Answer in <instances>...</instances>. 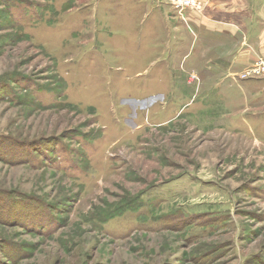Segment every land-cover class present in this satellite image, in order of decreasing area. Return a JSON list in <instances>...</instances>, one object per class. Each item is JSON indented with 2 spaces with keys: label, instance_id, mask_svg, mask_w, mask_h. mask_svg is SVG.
<instances>
[{
  "label": "rangeland",
  "instance_id": "obj_1",
  "mask_svg": "<svg viewBox=\"0 0 264 264\" xmlns=\"http://www.w3.org/2000/svg\"><path fill=\"white\" fill-rule=\"evenodd\" d=\"M193 1L0 0V264H264V0L228 72Z\"/></svg>",
  "mask_w": 264,
  "mask_h": 264
},
{
  "label": "crops",
  "instance_id": "obj_2",
  "mask_svg": "<svg viewBox=\"0 0 264 264\" xmlns=\"http://www.w3.org/2000/svg\"><path fill=\"white\" fill-rule=\"evenodd\" d=\"M204 1L208 4L209 18L203 21H196L194 16V24L191 23L190 25L194 31V41L197 43L198 39L202 49L208 48L204 46V43L207 42L213 43L214 46L219 44L211 48H218L216 50L222 52V56L215 57L216 62L220 63L219 66L221 67L210 64L212 67L209 69L211 71L217 69L221 72H228L233 68L239 67L240 63H246L245 60L247 58L258 57V54L263 51L258 47L260 40L253 35L254 31L245 28L244 24L239 20L243 14L239 12L236 14L215 12V10L228 12L230 8L227 6L231 7L233 0ZM213 12L217 13V15H214ZM191 17H189V20ZM259 18L257 20L261 22Z\"/></svg>",
  "mask_w": 264,
  "mask_h": 264
},
{
  "label": "built area",
  "instance_id": "obj_3",
  "mask_svg": "<svg viewBox=\"0 0 264 264\" xmlns=\"http://www.w3.org/2000/svg\"><path fill=\"white\" fill-rule=\"evenodd\" d=\"M171 6L175 9H178V10H188V9L190 10V9H197L198 8V4L196 3V1H193V0H186V1L181 0L180 4H175L173 2V4ZM195 6L197 8H195Z\"/></svg>",
  "mask_w": 264,
  "mask_h": 264
},
{
  "label": "trees",
  "instance_id": "obj_4",
  "mask_svg": "<svg viewBox=\"0 0 264 264\" xmlns=\"http://www.w3.org/2000/svg\"><path fill=\"white\" fill-rule=\"evenodd\" d=\"M30 222H31V224H35V221H33V220H32V221H30Z\"/></svg>",
  "mask_w": 264,
  "mask_h": 264
}]
</instances>
